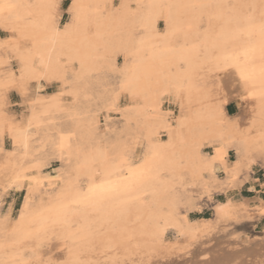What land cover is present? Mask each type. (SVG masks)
<instances>
[{"label": "bare ground", "instance_id": "6f19581e", "mask_svg": "<svg viewBox=\"0 0 264 264\" xmlns=\"http://www.w3.org/2000/svg\"><path fill=\"white\" fill-rule=\"evenodd\" d=\"M63 1L0 0L17 6L0 13V197L24 191L14 217L0 212V264H264L261 246L238 249V238L203 247L264 214L261 198L254 209L229 194L214 223L189 217L198 186L234 192L264 163V100L219 60L251 43L233 36L264 2L69 0L61 23ZM13 91L20 117L6 111ZM145 154L148 171L121 181V157ZM106 180L123 187L73 203Z\"/></svg>", "mask_w": 264, "mask_h": 264}, {"label": "rangeland", "instance_id": "374dc122", "mask_svg": "<svg viewBox=\"0 0 264 264\" xmlns=\"http://www.w3.org/2000/svg\"><path fill=\"white\" fill-rule=\"evenodd\" d=\"M68 3H69V0L63 1L61 23L66 22L70 17V14L68 15L69 12L67 11ZM0 34L1 36H5L6 33L4 31H1ZM118 61L120 63V61H122V58L119 57ZM11 66L12 67L10 68H12V70L15 71L16 63L12 62ZM56 89H57V85L53 84L51 86H47L43 92L44 93L53 92V91H56ZM8 99H9L8 102L10 103L6 108V111L8 114L12 112L11 115L14 114V116L20 117L21 115H24L26 113V107L24 104L21 103L20 96L16 92L14 91L11 92L8 95ZM228 105L229 107L227 108V110L230 114H234L238 112V103L236 101H232ZM108 121H109L108 123L110 124L117 122L118 115L111 114ZM105 122L106 121L103 115L100 116V124L103 126ZM5 146L7 148L10 147V142L8 139L5 141ZM206 152H210V149L209 148L206 149ZM234 158H235L234 152L230 151V159H234ZM58 165H59V161L54 160L51 163V165L48 167V169L46 170L49 172H53L54 168H56ZM241 174L243 175V173ZM241 174L239 176L240 180L242 179L240 183L241 188L235 189L234 192L233 191L225 192L222 189L216 188L217 184L219 186V182H217L216 184V182L214 183L212 181L208 182V185L206 186V188L198 186V190L200 189L199 191L197 189H196L197 191L194 189L191 192L192 193L191 195H193L192 200L197 205V208H195L194 210L193 209L189 210L190 212L189 217L191 219H203V220H208V221L211 220L210 222L214 223L216 219L214 204H217V202L219 201H225L228 197H232V196H237V197H241L245 199L246 204L249 207L255 209L257 207L256 204L254 203L256 200V197L261 198L264 201V163L261 160L255 161V163L252 165L251 169L249 170V175H248L247 180L243 179L244 175L242 176ZM223 176L224 175L222 173L220 172L218 173L219 180H223L224 179ZM214 185H215V189H214ZM208 189H210L213 193ZM197 192L198 193L203 192V194L199 193L201 195L199 197L197 195L198 194ZM5 193L0 197V212L2 211L4 212L11 206L12 216L14 217L17 214L18 209L21 206V203L24 197V191L14 192L10 190ZM229 194L232 196H230ZM215 234L216 235H214V238L208 242V246L206 243L203 245V247L215 248L216 244L218 243V241L222 239V237L230 241H233V239L238 238V240L242 241V243L244 244L243 245L242 243H237L236 246L239 247L238 249H241L242 247L250 245L251 247H253L251 249L259 248L261 246V251H262L264 250V214H261L260 216H255L253 218H247V217L241 216L238 219L233 220L226 227V234L224 235L222 233L220 234L215 233ZM167 237L171 238L172 233L168 232ZM222 245H224V243Z\"/></svg>", "mask_w": 264, "mask_h": 264}, {"label": "snow or ice", "instance_id": "6c2138e0", "mask_svg": "<svg viewBox=\"0 0 264 264\" xmlns=\"http://www.w3.org/2000/svg\"><path fill=\"white\" fill-rule=\"evenodd\" d=\"M16 7L15 4L11 3L0 4V13L5 9L11 11ZM51 18L55 19V15L53 14ZM239 23L242 26L236 30L233 39H247L251 43L233 47L231 51L224 54L219 60L223 62L225 70L229 74L235 73L246 91L252 89L248 91L249 96H259L264 100V12L260 14L258 22L252 16H243L240 18ZM123 87L124 85H121V88ZM149 160L150 157L147 154L143 158L136 157L135 155L131 159L121 157L117 167L126 166V174L122 175L120 180L132 181L134 178L142 177L148 171L147 165ZM105 174L108 175L109 173L106 172ZM122 187L119 181L113 180L91 183L73 203L86 204L97 198L103 199L108 194L119 192ZM63 207L67 208L68 205H63Z\"/></svg>", "mask_w": 264, "mask_h": 264}, {"label": "trees", "instance_id": "16d2710c", "mask_svg": "<svg viewBox=\"0 0 264 264\" xmlns=\"http://www.w3.org/2000/svg\"><path fill=\"white\" fill-rule=\"evenodd\" d=\"M229 107V105L227 106V108Z\"/></svg>", "mask_w": 264, "mask_h": 264}]
</instances>
